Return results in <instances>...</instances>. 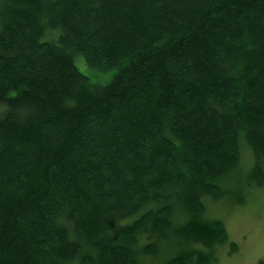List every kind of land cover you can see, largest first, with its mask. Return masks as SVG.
<instances>
[{"label":"trees","instance_id":"obj_1","mask_svg":"<svg viewBox=\"0 0 264 264\" xmlns=\"http://www.w3.org/2000/svg\"><path fill=\"white\" fill-rule=\"evenodd\" d=\"M3 3L0 264H215L210 205L264 185V0Z\"/></svg>","mask_w":264,"mask_h":264},{"label":"rangeland","instance_id":"obj_2","mask_svg":"<svg viewBox=\"0 0 264 264\" xmlns=\"http://www.w3.org/2000/svg\"><path fill=\"white\" fill-rule=\"evenodd\" d=\"M3 2L4 0H0V6H4ZM58 35L59 31L54 36L57 38ZM44 39H48L47 36ZM74 59L79 70L97 85L109 84L117 72L116 68L100 71L91 67L80 53L76 54ZM249 155V152L244 150V164L249 161ZM252 165L253 161L233 176L230 185L233 192L231 196L209 207V211L225 223L229 236L228 243L220 248L215 264H259L264 260V185L249 186ZM244 195L246 201L236 203L237 196ZM230 241L238 245L236 251L231 250Z\"/></svg>","mask_w":264,"mask_h":264}]
</instances>
